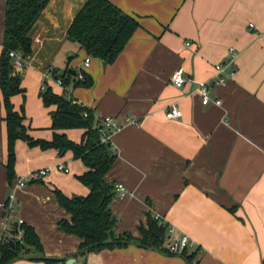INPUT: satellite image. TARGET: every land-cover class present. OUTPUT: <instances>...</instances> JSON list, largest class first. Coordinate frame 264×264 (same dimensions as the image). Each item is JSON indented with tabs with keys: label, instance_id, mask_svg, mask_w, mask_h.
<instances>
[{
	"label": "crops",
	"instance_id": "obj_1",
	"mask_svg": "<svg viewBox=\"0 0 264 264\" xmlns=\"http://www.w3.org/2000/svg\"><path fill=\"white\" fill-rule=\"evenodd\" d=\"M84 1L45 2L28 29L30 53L19 72L23 91L9 101L22 113L32 139L49 140L53 132H63L78 142L84 128H50L54 104L44 105L38 95L45 65L55 72L73 68L84 71L90 83L73 84L70 73L63 86L50 78L45 85L56 94L67 93L94 117L136 121L109 136L115 156L104 175L127 191L108 204L115 218L112 230L127 232L133 241L78 254L79 240L57 229L56 223L69 217L54 190L67 198L87 193L76 179L86 168L69 149L57 152L17 138L8 179L0 95V216L11 181L29 170L48 168L41 180L13 192L9 214L12 222L31 227L41 252L28 249L29 254L8 264H46L40 256L53 264L68 258L70 264H187L178 254L134 242L146 213L172 229L170 240L186 236L196 249L190 264H264V0H108L137 21L108 63L65 37ZM3 10L0 0V46ZM228 47L236 52L233 72L224 83H214L213 64L223 61ZM178 66L187 79L176 86L168 77ZM199 81L207 83L208 96L218 104L200 103L195 90ZM170 104L180 110L179 117L163 116ZM57 162L67 173L54 169Z\"/></svg>",
	"mask_w": 264,
	"mask_h": 264
},
{
	"label": "trees",
	"instance_id": "obj_2",
	"mask_svg": "<svg viewBox=\"0 0 264 264\" xmlns=\"http://www.w3.org/2000/svg\"><path fill=\"white\" fill-rule=\"evenodd\" d=\"M47 0H4L3 33L0 46V95L4 109L3 121L5 126L6 159L5 171L8 179L13 175V142L19 138L28 144H37L41 148L53 147L57 152L69 149L73 157L79 158L86 170L76 179L87 188L83 197L67 198L54 190L57 204L65 213L68 220H59L56 227L63 233L75 236L79 242L78 254L97 252L101 249L121 247L133 241L127 232L115 234L109 219L112 216L108 204L114 197L113 184L104 179L105 173L112 165L115 156L114 149L108 144L99 142L95 126V118L89 108L80 105L73 97L52 92L45 85L39 89L38 95L44 105L54 104L50 111L52 129L68 127L84 128L80 140L73 142L66 138L63 132H53L49 140L32 139L27 133L21 120V112L13 110L9 97L21 93L19 73L12 70L9 50L25 57L30 53V38L28 29L39 14ZM134 17L119 10L108 0H85L75 12L66 27L65 37L76 43L90 56L99 58L102 62H110L123 46L127 37L136 27ZM68 68L55 72L67 83L71 77ZM80 78L72 80L73 84L87 85L90 77L80 70ZM82 110L86 114L82 115ZM21 230L19 241L11 240L0 244V264H8L18 258L29 248L36 253L41 252L37 236L31 227L19 224ZM139 238L134 240L143 248L156 249L168 255L178 254L187 264L192 261L196 249H181L176 253L168 252L166 242V227L148 213L145 214V225H138ZM46 264L55 261L40 256Z\"/></svg>",
	"mask_w": 264,
	"mask_h": 264
},
{
	"label": "built area",
	"instance_id": "obj_3",
	"mask_svg": "<svg viewBox=\"0 0 264 264\" xmlns=\"http://www.w3.org/2000/svg\"><path fill=\"white\" fill-rule=\"evenodd\" d=\"M248 27H253L251 22H247ZM227 56L223 59V61L216 62L213 64L214 69V76L212 79V82L214 83H224V81L232 74L233 72V66L232 62L236 55V52L233 50L232 47L227 48ZM7 56L10 59V64L12 67L13 72L19 73L26 62L25 57L19 55V53L9 50L7 52ZM88 61V56H85L82 59V64L86 65ZM41 82L39 84V89H43L45 86V80L47 78H50L54 81L55 84L59 86H63L62 79L53 71V68L49 65H45L44 68L41 71ZM56 74V76H54ZM74 78H80V73L76 72L74 73ZM170 83L173 85H180L183 83L187 78L182 73V69L178 66L175 67L169 74L168 77ZM195 90L197 91L200 99L201 104H205L207 102H212L214 104H218V99L216 98H210L207 93V83L205 81H199L196 83ZM65 97H69L67 93H63ZM77 102V101H76ZM78 103V102H77ZM85 110H82V115H85ZM163 116L165 118H174L180 116V110L174 105L170 104L169 106L165 107L163 109ZM96 122L95 126L97 128L98 132V140L99 142H103L108 144L111 147V143L109 140V136L116 130H118L121 126H123L125 123H133L136 124V121L129 117H124L122 120L117 121L112 116H101V117H94ZM112 148V147H111ZM54 169L56 171H60L62 173H67V168L62 164V162H57V164L54 166ZM48 171V168H37L32 169L24 173L23 175H20L16 178H14L11 181V184L9 185V191L5 197V200L2 204L3 213L0 216V244L3 242H7L8 240H17L19 241V237L21 234V230L18 228L19 224H21L20 220H16V226L13 228L12 221L9 218V214L14 209V191L16 189H19L23 187L26 184H29L31 182H36L41 180L46 172ZM113 190H114V197L121 198L125 194H127L126 189L123 185L120 183H113ZM154 219L158 220L157 217H153ZM172 229L167 228V238L165 242V247L168 252L176 253L180 251L183 248H186L187 250L192 249V246L188 242L185 235H181L176 241H172L169 238V235L171 234Z\"/></svg>",
	"mask_w": 264,
	"mask_h": 264
},
{
	"label": "water",
	"instance_id": "obj_4",
	"mask_svg": "<svg viewBox=\"0 0 264 264\" xmlns=\"http://www.w3.org/2000/svg\"><path fill=\"white\" fill-rule=\"evenodd\" d=\"M68 55H69V54H68ZM67 70H68L71 74H74V73H75V70H74L73 68H68ZM54 76H56V74H55ZM114 222H115V218H114V216L112 215V216L110 217V219H109V223L113 225ZM12 226H13V228H15L16 223H15V222H12ZM7 243L11 245V240H8ZM71 261H72V259H71V258H68V259L65 260L64 264H70Z\"/></svg>",
	"mask_w": 264,
	"mask_h": 264
},
{
	"label": "rangeland",
	"instance_id": "obj_5",
	"mask_svg": "<svg viewBox=\"0 0 264 264\" xmlns=\"http://www.w3.org/2000/svg\"><path fill=\"white\" fill-rule=\"evenodd\" d=\"M30 250H32V249L29 248V251H30ZM30 252H31V251H30ZM22 254H29V252H28V251H25V252H23Z\"/></svg>",
	"mask_w": 264,
	"mask_h": 264
}]
</instances>
